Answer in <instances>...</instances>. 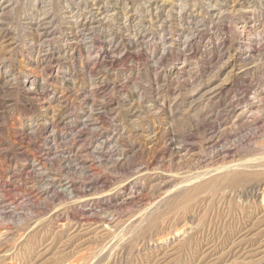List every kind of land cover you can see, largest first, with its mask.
I'll list each match as a JSON object with an SVG mask.
<instances>
[{"label": "rangeland", "instance_id": "1", "mask_svg": "<svg viewBox=\"0 0 264 264\" xmlns=\"http://www.w3.org/2000/svg\"><path fill=\"white\" fill-rule=\"evenodd\" d=\"M263 196L264 0H0V264H264Z\"/></svg>", "mask_w": 264, "mask_h": 264}, {"label": "bare ground", "instance_id": "2", "mask_svg": "<svg viewBox=\"0 0 264 264\" xmlns=\"http://www.w3.org/2000/svg\"><path fill=\"white\" fill-rule=\"evenodd\" d=\"M264 197V196H263ZM264 199V198H263ZM262 204V203H261Z\"/></svg>", "mask_w": 264, "mask_h": 264}]
</instances>
